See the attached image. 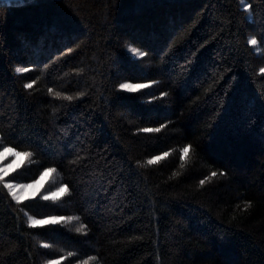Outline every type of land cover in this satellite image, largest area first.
Wrapping results in <instances>:
<instances>
[{
    "label": "trees",
    "instance_id": "obj_1",
    "mask_svg": "<svg viewBox=\"0 0 264 264\" xmlns=\"http://www.w3.org/2000/svg\"><path fill=\"white\" fill-rule=\"evenodd\" d=\"M261 68L264 0L0 1V144L69 189L0 182V264H264Z\"/></svg>",
    "mask_w": 264,
    "mask_h": 264
},
{
    "label": "snow or ice",
    "instance_id": "obj_2",
    "mask_svg": "<svg viewBox=\"0 0 264 264\" xmlns=\"http://www.w3.org/2000/svg\"><path fill=\"white\" fill-rule=\"evenodd\" d=\"M251 8V5H248L247 9L245 10H249ZM250 20L252 19V16L249 15L248 17ZM249 43L253 46H256L258 44V41L255 38H251L249 40ZM132 52H137V50L135 48L131 49ZM139 55L143 56L145 55V53H139ZM18 71H21L18 69ZM23 71H27V69H23ZM260 71L262 73H264V68H261ZM25 87L27 88H32L33 85L32 84H27L25 85ZM120 87L128 92H136L142 88H147L148 85L146 84H142V83H136V84H130V83H122L120 85ZM66 99L68 100H72L73 97L68 96L66 97ZM145 132H152L154 131L151 128H146L144 129ZM155 131H159V129H156ZM191 151V145H188L186 147L183 148L182 150V156L184 160H187L189 153ZM32 155L31 152H19L16 151L14 148L11 147H7L4 149L3 152H0V163L3 162V160H5L8 156H12L15 157V160L8 164L6 167H0V182H4L5 177L11 172L14 171L16 168L20 167L22 165V163L24 161H26L28 158H30ZM169 154L165 153L164 156H155L153 159L148 161V164H156L159 161H161L162 159H164L165 157H167ZM56 172L55 168H47L43 174L41 175L40 179L35 181L32 184H23V185H13L12 183H6L5 187L9 189V191L11 192V195L13 196V198H15L17 201L23 200V199H27L29 198V193L31 192L32 195H38L39 191L38 189L43 187V183L48 179L51 178L53 173ZM213 176L216 175V173L212 174ZM201 184L204 183L203 180L200 181ZM32 190H37V191H32ZM19 193V195H18ZM69 193V189L68 186L65 185L61 188H59L56 192L52 193L51 196H44L43 198L45 200L48 199H59L60 197L67 195ZM31 225L33 227L36 226H43V225H48V224H59L62 221L65 220V217L60 216V217H49L46 219H34V218H29ZM76 231H83V227L81 228H77ZM45 247H47V245H45ZM53 264H59V261H54Z\"/></svg>",
    "mask_w": 264,
    "mask_h": 264
},
{
    "label": "rangeland",
    "instance_id": "obj_3",
    "mask_svg": "<svg viewBox=\"0 0 264 264\" xmlns=\"http://www.w3.org/2000/svg\"><path fill=\"white\" fill-rule=\"evenodd\" d=\"M252 37H250L251 39ZM131 49H133L132 46H130V51ZM137 50V49H136ZM132 52V51H131ZM136 57H141V55H139V53H142L141 51L137 50V52H132ZM24 68H20L19 67V71L20 73H24L26 71H23ZM125 83H130V82H125ZM130 84H134V83H130ZM148 85V84H146ZM1 143V142H0ZM7 148V146H2L0 144V152H3L4 149ZM12 148V147H11ZM17 151V150H16ZM15 160V157H12V156H8L5 160H3L2 163H0V167H6L8 164L12 163L13 161ZM28 160V159H27ZM24 161L22 163V165L18 168H16L14 171H11L6 177H5V180L4 182H2V184L5 186L6 183H12L13 185H23V184H32L34 183L35 181L39 180L41 175L43 174V172L38 176L37 179L35 180H31V181H26V182H21V181H17L16 179H14V175L16 172L20 171L21 168H23L25 166V164H27L28 161ZM64 185H57L56 183V180L54 178V173L52 175L51 178H48L44 183H43V187L38 189L39 191V194L38 195H32L31 192L29 193V198L27 199H23V200H20V201H17L15 198H13L15 201L17 202H22V201H26V200H30V199H34L38 196H41L42 198L44 196H51L52 193L56 192L59 188L63 187ZM6 188V187H5ZM8 190V192L10 193L11 195V192L9 191L8 188H6ZM32 191H37V190H32ZM19 195V193H18ZM12 196V195H11ZM13 197V196H12ZM34 218V219H46V218H49V217H45V218H38V217H35L33 215H28V222L31 224L30 222V219L29 218ZM53 217V216H52ZM64 222H71V218H67L65 217V220ZM67 257L66 256H60L58 258H55V259H51V260H47L45 261L44 264H53L54 261H59V264H84L83 262H78V263H68L67 261Z\"/></svg>",
    "mask_w": 264,
    "mask_h": 264
},
{
    "label": "water",
    "instance_id": "obj_4",
    "mask_svg": "<svg viewBox=\"0 0 264 264\" xmlns=\"http://www.w3.org/2000/svg\"><path fill=\"white\" fill-rule=\"evenodd\" d=\"M0 1H5V2H16V1H22V0H0Z\"/></svg>",
    "mask_w": 264,
    "mask_h": 264
}]
</instances>
